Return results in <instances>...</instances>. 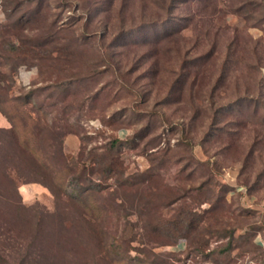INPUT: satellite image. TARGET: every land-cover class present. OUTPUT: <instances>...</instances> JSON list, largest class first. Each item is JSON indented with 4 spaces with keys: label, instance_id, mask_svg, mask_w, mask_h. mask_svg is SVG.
Here are the masks:
<instances>
[{
    "label": "rangeland",
    "instance_id": "obj_1",
    "mask_svg": "<svg viewBox=\"0 0 264 264\" xmlns=\"http://www.w3.org/2000/svg\"><path fill=\"white\" fill-rule=\"evenodd\" d=\"M0 55V264H264V0H0ZM199 216L234 248L167 229Z\"/></svg>",
    "mask_w": 264,
    "mask_h": 264
},
{
    "label": "trees",
    "instance_id": "obj_2",
    "mask_svg": "<svg viewBox=\"0 0 264 264\" xmlns=\"http://www.w3.org/2000/svg\"><path fill=\"white\" fill-rule=\"evenodd\" d=\"M12 53L15 55L14 57H17L18 55H21L24 59H31V60H40L48 57V56H44L43 54H41L40 52H38L37 48H33L31 45L29 46H25L24 44L22 45V48L20 49H16L14 48L12 50ZM51 57V56H50ZM16 59V58H14ZM22 64V62H17L15 60L14 63H12V67L9 69V71H5L3 70V67L5 65V62L3 61V56L0 55V111H3L5 113V115L7 116V118L9 119V121L11 122V127L10 128H0V132H5L8 135L10 134L11 137H14L16 142H17V146H20L19 142H18V136L16 134V126H15V122H14V118L11 116L10 112L8 110H6L5 108L1 107V104H6L9 103L12 99L9 98V90L12 87L13 83L15 82L14 79V75H15V70L16 68ZM39 65V63H36ZM39 72L40 75H44L45 70L39 65ZM34 92H27L25 97H24V102L25 103H29L31 100L30 95L33 94ZM49 130L50 126L48 124H45V127L43 129ZM51 132V131H50ZM50 138L51 137H47L46 140L47 142V149L49 151V159H52V161H54L55 164H59V161L64 159V153H63V149H62V144H55L54 142H50ZM52 139V138H51ZM117 142L112 141L110 143V146L108 148V150L110 151V149H113L116 146ZM22 149V148H21ZM25 153L27 154L28 158L31 160V162H33V171L32 173L34 175H36V180L42 184H44L45 186H47L53 193L54 195L57 196L56 194V186H58L56 184V179L55 176L53 175V171H51L49 169V164L47 163H41L38 158H36L35 153L33 152V149H25ZM24 151V149H23ZM94 159V158H93ZM112 159L110 160L108 157H103V162L108 164H112L114 161H112ZM112 170V169H111ZM87 197H90L91 194H86ZM212 212L211 210H207V213ZM207 219L204 217L199 216V218H194L191 221H189V224H185L182 222H176L173 225L174 227L171 228H167L168 231L174 233L173 235H175L174 237H178V235L183 234V236L189 238V245L190 247L194 246V249H196V251L198 252H204L209 248V239L210 238H217V239H225L228 238V242L227 245L222 249H216L219 246H217L215 249H210V252L212 254H214L215 252H219L221 251V253H226L227 251H231L234 248V232L236 230V228L233 227H228V224H224L222 226L220 225H210V223L206 224L203 226V223H207ZM171 223V221H170ZM206 236H208L206 238ZM253 237V235H252ZM251 237V238H252ZM173 241H175L174 239L171 240L172 243ZM219 245V244H218ZM217 262V261H216Z\"/></svg>",
    "mask_w": 264,
    "mask_h": 264
},
{
    "label": "crops",
    "instance_id": "obj_3",
    "mask_svg": "<svg viewBox=\"0 0 264 264\" xmlns=\"http://www.w3.org/2000/svg\"><path fill=\"white\" fill-rule=\"evenodd\" d=\"M6 123H7L6 119L1 121V124L4 125V126H7Z\"/></svg>",
    "mask_w": 264,
    "mask_h": 264
}]
</instances>
